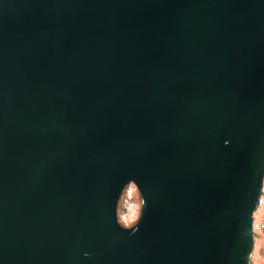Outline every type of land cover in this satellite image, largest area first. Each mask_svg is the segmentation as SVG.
<instances>
[{"label": "water", "instance_id": "water-1", "mask_svg": "<svg viewBox=\"0 0 264 264\" xmlns=\"http://www.w3.org/2000/svg\"><path fill=\"white\" fill-rule=\"evenodd\" d=\"M263 180L264 0H0V264H248Z\"/></svg>", "mask_w": 264, "mask_h": 264}, {"label": "clouds", "instance_id": "clouds-1", "mask_svg": "<svg viewBox=\"0 0 264 264\" xmlns=\"http://www.w3.org/2000/svg\"><path fill=\"white\" fill-rule=\"evenodd\" d=\"M127 183L122 186L114 205V216L116 224L125 231H135L142 219L145 201L142 194L135 189L131 192V200L125 206ZM252 260L257 262L256 254L253 253Z\"/></svg>", "mask_w": 264, "mask_h": 264}, {"label": "built area", "instance_id": "built-area-1", "mask_svg": "<svg viewBox=\"0 0 264 264\" xmlns=\"http://www.w3.org/2000/svg\"><path fill=\"white\" fill-rule=\"evenodd\" d=\"M252 230L254 239L258 233L264 237V180L258 203L253 213Z\"/></svg>", "mask_w": 264, "mask_h": 264}, {"label": "rangeland", "instance_id": "rangeland-1", "mask_svg": "<svg viewBox=\"0 0 264 264\" xmlns=\"http://www.w3.org/2000/svg\"><path fill=\"white\" fill-rule=\"evenodd\" d=\"M130 198H127V196H125V206H127L126 204L131 200ZM254 240L255 242L249 256L248 264H264V237L258 233L255 235ZM253 253L256 254L257 262H254L252 260Z\"/></svg>", "mask_w": 264, "mask_h": 264}, {"label": "bare ground", "instance_id": "bare-ground-1", "mask_svg": "<svg viewBox=\"0 0 264 264\" xmlns=\"http://www.w3.org/2000/svg\"><path fill=\"white\" fill-rule=\"evenodd\" d=\"M133 189H135L137 191L136 187L132 183H130L129 185H127V187H126V192H127V195L126 196H127V198H130L131 197V192H132ZM254 242H255V240H254Z\"/></svg>", "mask_w": 264, "mask_h": 264}]
</instances>
